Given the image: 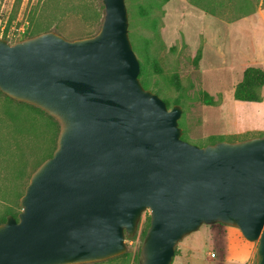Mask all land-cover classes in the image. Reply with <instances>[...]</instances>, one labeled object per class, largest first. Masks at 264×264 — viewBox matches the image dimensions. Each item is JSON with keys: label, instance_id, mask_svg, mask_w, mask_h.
I'll return each instance as SVG.
<instances>
[{"label": "water", "instance_id": "obj_1", "mask_svg": "<svg viewBox=\"0 0 264 264\" xmlns=\"http://www.w3.org/2000/svg\"><path fill=\"white\" fill-rule=\"evenodd\" d=\"M99 30L0 38V92L47 113L56 145L0 223V264H82L126 251L149 211L141 264H171L201 225L236 227L264 264V136L203 147L181 139V107L145 89L124 0Z\"/></svg>", "mask_w": 264, "mask_h": 264}, {"label": "rangeland", "instance_id": "obj_2", "mask_svg": "<svg viewBox=\"0 0 264 264\" xmlns=\"http://www.w3.org/2000/svg\"><path fill=\"white\" fill-rule=\"evenodd\" d=\"M206 1L215 15L189 0H124L128 36L140 49V55L133 51L139 70L142 64L146 87L140 77L139 81L168 108L181 107L178 125L184 141L203 147L264 136V101L233 97L246 66L264 70V0ZM244 3L249 12L241 15L238 9ZM103 14L102 0H0V38L13 44L44 28L69 40L87 37L99 30ZM198 48L201 57L194 66ZM174 74L179 89L171 82ZM201 91L216 104H204ZM261 94L264 98V86ZM58 131V123L45 114L0 93V219L21 210L19 199L29 177L53 152ZM148 225L145 210L136 233L126 239L123 254L82 264H141L140 247ZM256 246L236 227L201 225L177 243L171 264H255Z\"/></svg>", "mask_w": 264, "mask_h": 264}, {"label": "trees", "instance_id": "obj_3", "mask_svg": "<svg viewBox=\"0 0 264 264\" xmlns=\"http://www.w3.org/2000/svg\"><path fill=\"white\" fill-rule=\"evenodd\" d=\"M163 1L165 2L167 0H163ZM189 1L193 5H195L196 7L202 9L203 11H205L211 15H215L217 13L215 11V9L210 5V3L207 2L206 0H189ZM248 8H249L248 4L244 3L243 7H239L238 10H240L241 15H244V14H247L249 12ZM139 11H140L141 15L145 16L146 10L143 7L140 6ZM47 30H48L47 28H44V29L40 30L39 32H36V33L31 34L29 36L31 37V36L37 35L40 32H44ZM130 39H131V36H130ZM131 41H132L133 50L136 51L140 55L139 47L136 45L134 40L131 39ZM200 57H201V48H198L193 59H192V63L194 64V66H197L198 61L200 60ZM153 64H154V69L156 70V72L157 73L160 72V69L156 65L155 61ZM142 76H143V68H142V64H141L138 77H140L141 83L146 87V83H145V81H143ZM171 82L176 89L180 88L179 80H178V77L176 74L172 75ZM263 86H264V70L259 66L248 65L243 69L241 79L234 86L233 97L235 100L242 101V102H262L263 96L261 94V89ZM199 94H200L201 100L204 104H208V105H215L216 104V101L208 93L201 91ZM4 96L7 99L12 100L13 102H16L19 104H24V105L32 108L35 111H38L42 114H45L48 119H50L53 123L54 122L56 123L54 118H52L47 113L40 110L39 108L32 106L30 104L24 103V102H19V101L13 100V99L7 97L6 95H4ZM165 103L168 106V103L166 101H165ZM175 103H177V101ZM51 154H49L47 157H50ZM8 214L13 215L14 217H16V215H17V214L12 213V212H7V214L5 216L1 217L0 223L5 221L6 216Z\"/></svg>", "mask_w": 264, "mask_h": 264}, {"label": "crops", "instance_id": "obj_4", "mask_svg": "<svg viewBox=\"0 0 264 264\" xmlns=\"http://www.w3.org/2000/svg\"><path fill=\"white\" fill-rule=\"evenodd\" d=\"M263 101H264V98H263ZM263 101H262V102H263ZM254 103H261V102H254Z\"/></svg>", "mask_w": 264, "mask_h": 264}]
</instances>
